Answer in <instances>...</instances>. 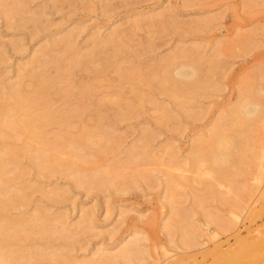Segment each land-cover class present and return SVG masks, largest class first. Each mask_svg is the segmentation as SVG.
Segmentation results:
<instances>
[{
	"label": "rangeland",
	"instance_id": "1",
	"mask_svg": "<svg viewBox=\"0 0 264 264\" xmlns=\"http://www.w3.org/2000/svg\"><path fill=\"white\" fill-rule=\"evenodd\" d=\"M184 63L198 75L177 88L174 66ZM43 75L51 105L67 114L45 122L48 138L111 131V141L83 146L82 158L56 147L71 166L43 170L30 156L41 143L5 127L27 146L12 156L16 173L12 157H0L12 181L10 196L0 192V254H25L20 264H75L102 250L118 255L98 264H224L238 238L259 236L264 0H0V114ZM248 102L260 112L243 126ZM59 220L72 231H59ZM134 237L139 253L125 258L120 247Z\"/></svg>",
	"mask_w": 264,
	"mask_h": 264
},
{
	"label": "bare ground",
	"instance_id": "2",
	"mask_svg": "<svg viewBox=\"0 0 264 264\" xmlns=\"http://www.w3.org/2000/svg\"><path fill=\"white\" fill-rule=\"evenodd\" d=\"M73 52H75L74 49H73ZM75 54H77V53H75ZM174 68H175L174 80H175V84L177 85V88H178V86L181 87V86H185V85H192L193 82L196 80V77L198 75L197 71H199L194 66V64L192 65V64H188V63L179 64L177 66H174ZM165 75H166V72H165ZM171 76H173V75H171ZM171 76H169L168 78H170ZM171 78H170V80H171ZM41 79H42V83L39 84V86L37 85V87H35L34 90L28 96L19 95L18 92L14 93V96L16 97L15 98V105L12 108L5 109L3 112L1 111L0 115L3 117V120H1L0 128L2 127L4 129H0V137H2L1 142L3 143L2 153L0 150V157L3 156V154H5V156L9 155L10 157L15 156L16 152H17V154L20 152L19 149L27 146V145H19L18 142H16L14 140L15 139L14 136H12L10 133L5 131V127H6L9 129H14L16 131L15 136L18 137L19 139L21 137H24V138L36 140L39 143H41V145L44 147V150L43 149H36V151H34V152L32 151V153L30 152L31 158L36 162V165H38V167L40 166L41 169L43 168V170L44 169L48 170L47 168H49V170H50L52 168V171H53V169L67 170L71 165L68 161L63 160L60 156L55 154L54 150L56 147H59V146L62 147V150H61L62 154L63 153H65V154L76 153V155H78L82 158L83 156H87L86 153H84V152L82 153L83 146L95 145L98 147L97 149L100 150L101 147H103L105 145V143H107V144H108V142L110 143V141H111L110 132L111 131L110 132L109 131H102L100 134H94V133H91L90 131L85 130L80 135H71L70 133L64 131L62 133H58L53 138H48L44 132L45 131L44 130L45 122L48 120L64 121L67 119V114L63 115L62 113H64V112L60 111L58 108L53 107L51 105V101L47 97L48 89H49V84H48L49 82L47 83V81H49V80L44 75H43V77H41ZM194 84H195V82H194ZM263 92H264V90L261 91L260 93L262 94ZM176 93H175L176 95H179L178 94V93H180L179 90H177ZM252 106H256V108H251ZM259 106H260V104L256 103V102H248L247 104H245L243 106V108L241 110V115H240L242 118L241 119V123H242L241 125L245 126L247 120L255 121L258 118V115L260 112V110L258 109ZM80 109H83V107H75V108L71 109L70 111L75 112V111H79ZM16 112L20 113V115L18 117L12 118V119H7V117H10V115H12L13 113H16ZM221 136L222 135L219 133V129H217L216 131L214 130V132L212 133V138H214V139L217 137L220 138ZM225 136H227V135L225 134L223 136V138H225ZM12 137H13V139H12ZM262 140H264V139H262ZM140 148H142V147H140ZM136 155H137V152H134V149H133L132 153L130 154L131 157H130L129 161L133 160L134 157H136ZM145 155H147V154H145ZM5 156H3V157H5ZM3 157H1V158H3ZM147 157H149V156L147 155ZM14 158L15 157L10 158L9 163L11 165H13V166H11V168H13V173H16L14 171L15 170L17 171L19 168L21 169V166L19 165V161L17 159H14ZM261 159H263V158H261ZM4 161H5V159H4ZM6 163H8V161ZM8 165L9 164H7V166ZM6 167L3 163L2 164L0 163V184L3 185L0 187V192L3 195H8V190L6 189V186L8 185L9 181H8V179L7 180L4 179V177L7 178L5 176V168ZM9 168H6V169H9ZM261 168L262 167H260V169ZM7 172H8V170H7ZM77 172H79L81 175H83L82 172L80 171V169H78ZM8 174H9V172H8ZM80 174H78V176H80ZM15 175H17V174H15ZM10 178H11V176H10ZM16 179L17 178H15V180ZM87 179H89V178H87ZM9 180H12V178ZM10 182H12V181H10ZM10 182H9V186H10ZM17 185H18V183L16 185L14 183L13 186H17ZM19 185L16 187V190L23 192L24 189L22 188V186L19 187ZM11 192H12V190H11ZM11 192H9V193H11ZM16 193L17 192L15 191L14 194H16ZM8 196H10V195H8ZM0 197H1L0 199H2V196H0ZM13 197H15V196H13ZM18 197L19 196L17 195L16 198H18ZM22 197L23 196H21V198ZM213 218H214V221L217 222L219 227L230 228L231 225L229 223L221 222V220L215 216H213ZM4 220H5V217H4ZM39 220L41 221V218H38V216H35V217L33 216L28 220V222L35 224V223H38ZM45 220L49 221L48 219H43L44 222L42 221L41 223L44 225L46 222ZM81 222H82V224H81ZM81 222H79L77 224V226H78L77 228H79V230L85 228V222L84 221H81ZM5 223H6V220H5ZM48 224H52V223H48ZM3 225H5V224H3ZM14 225H17V224H14ZM35 225L40 227V225H38V224H35ZM14 228H16V227H14ZM56 228H58L59 231H62V232L65 231V233L72 231L71 225H69L65 220L57 221L56 222ZM0 229H2V228L0 227ZM3 229H2V231H4ZM11 229H13V228H11ZM2 231H0L1 234H2ZM3 234H5V233H3ZM19 234L20 233H18L15 236L18 237ZM5 238H6V236H5ZM138 241H139V239L137 237H134L132 239H128L120 247V251L118 250L119 253L120 254L122 253L123 257L125 256V258H127L126 254H130L131 252L138 251V249H140ZM20 252L22 253L23 251H20ZM99 252L100 253H98V254L96 253L97 254V255L95 254L96 257H93V259H91L90 261L85 260V261H82L80 263H75V264H94L96 262L108 263V262L115 260L116 256L118 255V254L113 253V251L104 252L102 250ZM46 253H41V252L36 253L34 250H32V254L35 255V257H36V254L39 257H43L44 254H46ZM133 253H136V252H133ZM138 253H136V254H138ZM8 254H5V253L0 254V264H20L22 262L21 260H23V259L27 260L25 254H24L25 258L23 256L16 258V257H14V255H13V257H11ZM11 254H13V253L11 252L10 255ZM29 255H28V257H29ZM120 256L121 255H119V257ZM39 257H38V261L40 259ZM33 259H35V258L33 257ZM35 261L30 262V263L37 264V263H35ZM96 264H98V263H96ZM224 264H264V227L260 231L259 236H257V237L255 236V238L252 240H244V239L238 238L237 239V245L234 247L231 254L228 255V257L225 259Z\"/></svg>",
	"mask_w": 264,
	"mask_h": 264
}]
</instances>
